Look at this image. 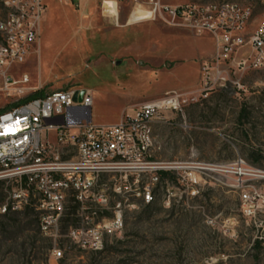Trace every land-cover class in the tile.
Segmentation results:
<instances>
[{
  "label": "rangeland",
  "instance_id": "1",
  "mask_svg": "<svg viewBox=\"0 0 264 264\" xmlns=\"http://www.w3.org/2000/svg\"><path fill=\"white\" fill-rule=\"evenodd\" d=\"M158 1L248 7L249 35L264 19V0ZM46 4L38 51L15 69L29 78L27 85L18 86L26 96L0 93V113L36 91L47 95L73 88L92 94L95 126L112 125L124 109L176 92L188 101L183 113L152 125L155 156L221 165L225 171L202 175L194 194L175 189L171 195L163 181L148 204L137 197L135 185L123 198L114 192L113 178H104L96 190L108 188L106 209L96 205L74 211L68 200L59 224L47 231L37 199L18 210L20 214L3 217L0 212V264H264V250L253 243L255 228L242 215L239 191L233 187L237 176L232 174L236 161L242 160L245 169L259 175L243 177L245 184L264 188V66L243 73L231 68L227 86L206 93L202 67L217 54L215 35L160 18L143 21L130 16L128 3L119 4L117 18L104 15L102 0H83L80 6L59 0ZM15 186V179H0V207ZM119 203L123 228L107 231L104 220L113 218ZM86 217H93V223L87 224ZM97 231L102 233L100 250H94ZM53 249L62 251L60 259L52 257Z\"/></svg>",
  "mask_w": 264,
  "mask_h": 264
},
{
  "label": "built area",
  "instance_id": "2",
  "mask_svg": "<svg viewBox=\"0 0 264 264\" xmlns=\"http://www.w3.org/2000/svg\"><path fill=\"white\" fill-rule=\"evenodd\" d=\"M81 5L82 0H59ZM47 0H3L4 17L0 19V93L7 96H26L29 78L15 72L38 51L41 23L47 12ZM103 13L117 18L120 3L132 5L130 16L136 10L146 15L143 21L156 18L172 25H182L199 34L209 32L216 36L217 54L202 67V91L224 88L230 82L231 68L243 73L264 66V19L250 35L248 26L252 11L235 3H190L166 5L158 0H102ZM108 4L113 13L105 11ZM246 49V52H242ZM229 64V68H227ZM21 76H20V75ZM20 76V79L17 77ZM236 83V82H234ZM188 101L183 94L168 93L164 97L144 103L125 113L117 124L95 126L91 122L94 98L87 90L65 88L44 97L30 100L0 113V179H15L8 202L1 213L22 210L33 199L47 231L57 226L68 200L88 210L108 206V188L97 191L99 182L112 177L113 189L136 186L135 193L149 194L162 181V174H170L165 182L169 194L175 189L194 194V186L202 175L224 172L221 165L193 161H163L155 156L156 142L152 117L183 113ZM61 149V151H60ZM72 151V153H71ZM235 163L237 176L233 185L239 191L241 212L248 225L255 228L253 243L264 250V188L245 184V176L258 173ZM118 177V178H117ZM106 186V184H105ZM112 189V190H113ZM38 196V197H37ZM170 205V201L165 202ZM113 218L105 223L107 231L123 228L122 204ZM130 208H136L132 204ZM93 212L96 215V209ZM94 218L86 217L87 224ZM76 231L72 236L77 239ZM94 250L102 248V233L94 237ZM52 257H62L60 249H53Z\"/></svg>",
  "mask_w": 264,
  "mask_h": 264
},
{
  "label": "trees",
  "instance_id": "3",
  "mask_svg": "<svg viewBox=\"0 0 264 264\" xmlns=\"http://www.w3.org/2000/svg\"><path fill=\"white\" fill-rule=\"evenodd\" d=\"M44 96H45V93H44L43 90L36 91V92L33 93L32 95H30V96H28V97H26V98H24V99L18 101L17 103L13 104L12 106H10L9 109H5V110L1 111V113H2V112H5V111H7V110H10L11 108H14V107H16V106H18V105H20V104L26 103V102H28V101H30V100H33V99H36V98H41V97H44ZM167 178H168L169 181H172V180H173V177H172L170 174H165V173H163V174H162V181H165ZM72 207H73L74 211H76V210L79 209V206H78L77 204H74ZM26 208H27V207H26ZM17 214H20V212H18V211H12V210L9 208L8 211H7V213L3 214L2 216H3V217H8V216H10V215H17ZM15 224H16V223H15ZM8 226H9V225H8ZM8 226H7V227H8ZM257 245H258V244H257Z\"/></svg>",
  "mask_w": 264,
  "mask_h": 264
},
{
  "label": "bare ground",
  "instance_id": "4",
  "mask_svg": "<svg viewBox=\"0 0 264 264\" xmlns=\"http://www.w3.org/2000/svg\"><path fill=\"white\" fill-rule=\"evenodd\" d=\"M105 9L107 10V12H113L114 11V9H112V7H110L108 4H106ZM133 15H136L139 19H143V16H145L146 14L140 10H136ZM161 120L165 121V117L164 116L152 117V123L155 121H161ZM127 190H128V188L114 189V192H116V194L123 197V195L127 192ZM137 197L139 199H141L142 203H144V204H148V203L152 202V201H150V195L149 194H142V198H141V194H137ZM119 204H121V203H119ZM129 206H132V205H129Z\"/></svg>",
  "mask_w": 264,
  "mask_h": 264
},
{
  "label": "crops",
  "instance_id": "5",
  "mask_svg": "<svg viewBox=\"0 0 264 264\" xmlns=\"http://www.w3.org/2000/svg\"><path fill=\"white\" fill-rule=\"evenodd\" d=\"M83 1V0H82ZM82 1H81V3H82ZM105 11L107 12V10L105 9ZM114 12V11H113ZM113 12H109V13H113ZM32 58V57H31ZM30 58V59H31ZM29 59V60H30ZM28 60V61H29ZM28 61H27V63L25 64V65H27L28 64ZM25 65H23V66H25ZM156 100H158V99H156ZM153 101H155V100H153ZM94 104H95V101H94ZM94 104H93V107H94ZM93 107H92V109H93ZM135 107H132V108H127V109H124L123 111H122V113H121V116H120V120H121V118L123 117V115L125 114V113H132V110L134 109ZM91 112H92V110H91ZM171 115H175V114H170L169 115V119H171ZM91 122H92V115H91ZM157 121H155V122H153L152 123V125H155V123H156Z\"/></svg>",
  "mask_w": 264,
  "mask_h": 264
}]
</instances>
